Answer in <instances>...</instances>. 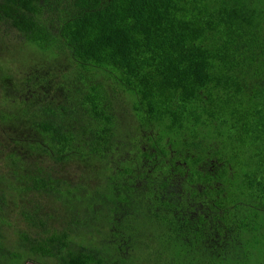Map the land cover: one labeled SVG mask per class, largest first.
I'll return each mask as SVG.
<instances>
[{"label":"trees","instance_id":"16d2710c","mask_svg":"<svg viewBox=\"0 0 264 264\" xmlns=\"http://www.w3.org/2000/svg\"><path fill=\"white\" fill-rule=\"evenodd\" d=\"M0 24L46 58L19 90L0 59V264L264 263V0H0Z\"/></svg>","mask_w":264,"mask_h":264},{"label":"rangeland","instance_id":"374dc122","mask_svg":"<svg viewBox=\"0 0 264 264\" xmlns=\"http://www.w3.org/2000/svg\"><path fill=\"white\" fill-rule=\"evenodd\" d=\"M23 44H21L18 31H15V29L13 27L11 28L8 24H0V59L6 61V64L11 68L13 80L18 90L26 78V74L29 70V61L41 63L46 59L42 56V52L36 51L34 48L31 49V47L28 46L26 47V45ZM1 96L2 94L0 91V98ZM260 255L261 252L258 256L260 257Z\"/></svg>","mask_w":264,"mask_h":264}]
</instances>
